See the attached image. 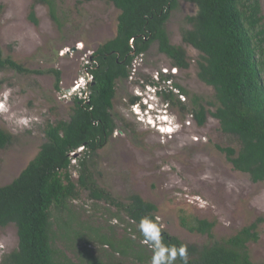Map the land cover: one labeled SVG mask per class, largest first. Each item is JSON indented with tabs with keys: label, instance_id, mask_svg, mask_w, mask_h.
<instances>
[{
	"label": "rangeland",
	"instance_id": "1",
	"mask_svg": "<svg viewBox=\"0 0 264 264\" xmlns=\"http://www.w3.org/2000/svg\"><path fill=\"white\" fill-rule=\"evenodd\" d=\"M53 1L56 19L47 4L36 0H0L3 58L11 57L35 72L0 70V102L7 109L0 111V129L13 136V143L0 150V187L11 184L38 155L46 142L44 129L48 123L70 119L74 97L78 96L77 84L84 82L81 78L91 56L117 34L120 11L112 3ZM262 5L264 14V0ZM32 9L38 25L30 20ZM197 11L191 0H179L178 10L166 26L171 43L187 51L189 70H175L154 44L145 56L134 61L129 80L117 83L113 109L117 128L106 146L93 157L92 178L99 188L125 205L134 194L156 205L157 220L163 230L187 246L201 248L214 241L182 227V218L189 224L195 220L215 222L217 241L232 237L262 219L260 240L250 243L249 251L254 263L264 264V184L253 183L248 175L235 171L218 149V146L237 149V140L223 134L219 121L211 115L204 126H198L191 116L190 98L177 95L175 90V103L180 100L187 110L182 111L178 105L168 107V127H159L157 110L149 111L143 105L149 102L160 108L165 105L163 97L156 102L144 100L142 106L131 103L135 97L146 98V80L157 81L161 75L175 77L174 83L190 95L199 96L206 103L215 102V90L197 76L200 53L182 41V29L190 28L186 17L196 15ZM51 70L60 71L59 90L56 76L49 73ZM39 71L42 74L36 73ZM207 108L215 111L209 105ZM22 119L27 122H21ZM80 156L79 150L76 158ZM73 164L76 167L71 173L77 181L78 163L73 160ZM70 209L76 231L97 229V234L113 242L137 236L129 228L132 223L124 212L117 213L115 207L91 199L89 192H82L79 199L71 202ZM80 233L92 236L96 232ZM56 234V250L74 264H88L89 257L104 264H140L96 240L68 241L58 230ZM18 242L14 224L0 228V264L18 249Z\"/></svg>",
	"mask_w": 264,
	"mask_h": 264
},
{
	"label": "trees",
	"instance_id": "2",
	"mask_svg": "<svg viewBox=\"0 0 264 264\" xmlns=\"http://www.w3.org/2000/svg\"><path fill=\"white\" fill-rule=\"evenodd\" d=\"M78 4L93 1L112 3L119 11L116 37L94 52L85 68L94 78L89 86L88 99L74 97L70 119L48 123L44 129L46 142L38 155L9 185L0 187V228L14 224L18 234V249L7 255L3 264H74L55 248L57 230L70 241L96 240L110 246L124 258L135 259L140 264H151L160 246L175 248L173 264H256L252 261L249 244L260 240L258 219L234 236L215 240V222L195 220L189 224L182 218L181 225L189 232L208 236L212 242L201 248L187 246L176 237L167 234L157 220L158 207L139 195H131L128 204L116 200L109 192L99 188L92 178L93 157L104 148L113 136L117 124L113 116L117 83L131 77L134 61L145 56L154 44L160 54L166 56L173 68L190 69L185 48L171 43L167 23L178 10L179 0H76ZM198 11L186 17L190 28L182 29V41L201 55L197 62L198 78L215 90V102L206 103L196 95H190L182 86L174 83L173 76L161 75L162 82L173 88L162 91L165 102L187 108L178 100L174 90L188 96L193 109L191 116L198 126L207 122L208 115L217 119L223 134L234 137L238 148L220 147L233 169L248 175L253 183L264 184V14L262 0H191ZM47 4L56 19L53 0H36ZM30 20L38 25L34 9ZM12 69L20 74L35 72L24 68L11 57L3 58L0 48V70ZM42 74L40 71L36 72ZM56 76L59 90L61 74ZM158 86L153 79L144 86ZM83 96L84 92H81ZM140 98H133L136 105ZM211 106L215 111L207 108ZM13 143V136L0 129V150ZM81 151V156L72 154ZM79 179H73L71 170L76 167ZM89 192L91 199L103 201L124 212L130 221L132 232L137 235L118 242L97 234L99 230L76 231L71 215V202L82 192ZM57 213L54 216V213ZM119 217V215H116ZM147 220L159 230V244L149 239L141 222ZM80 232H96L87 235ZM144 242L150 244H144ZM150 242V243H149ZM186 248L181 255L179 249ZM155 247V248H154ZM151 253V254H150ZM62 258V259H61ZM88 264H104L92 257ZM165 264H168L166 263Z\"/></svg>",
	"mask_w": 264,
	"mask_h": 264
},
{
	"label": "clouds",
	"instance_id": "3",
	"mask_svg": "<svg viewBox=\"0 0 264 264\" xmlns=\"http://www.w3.org/2000/svg\"><path fill=\"white\" fill-rule=\"evenodd\" d=\"M174 69L179 71L176 68H174ZM167 76H170V75H167ZM82 78H83L82 80H84V82H80V87H81L80 90L83 91V87H84L85 82L86 81L88 82L87 72H86V77L83 76ZM155 82L158 83L159 85L158 86H148L147 85V87H146L147 91L145 92L147 97L144 98L145 96H142L136 105L142 106V104L144 103V100L145 101H150L151 100V101H155L156 102V99L162 97L160 95V93L162 91H168V89H172L173 88L171 83L162 82L161 78L159 80L155 81ZM88 83H90V82H88ZM167 84H169V85H167ZM175 91H176L177 95H180L179 91H177V90H175ZM85 94H87V92ZM77 95H79V91L77 92ZM143 105H144V107H149V111L150 110H152V111H156L157 110L158 115H157L156 118H158L159 127H162V128L166 127V126L168 127V125H167L169 123V120H168L169 119L168 107L171 106L168 102H165L166 106L162 105L160 108H159L158 105H156V107H154V104L153 103L149 104V102H146V104L144 103ZM6 110L7 109L5 108L4 103L0 102V111H6ZM140 110L143 111V107H141ZM142 111H140V112H142ZM149 111H146V112H149ZM166 120H167V122H164ZM21 122L26 123L27 121L22 119ZM170 124H172V123H170ZM141 227H142L143 232L145 233V235L149 239H151L152 241H155V242H157V244H159V230L154 224L150 223L147 220H143L141 222ZM166 253H167L168 257H171L172 259H174L175 256H176L177 250L175 248L169 249V248L160 246L159 250L153 256V264H165V261L167 259L166 255H165ZM179 253L182 256L185 255L186 254V248L182 246L179 249Z\"/></svg>",
	"mask_w": 264,
	"mask_h": 264
},
{
	"label": "flooded vegetation",
	"instance_id": "4",
	"mask_svg": "<svg viewBox=\"0 0 264 264\" xmlns=\"http://www.w3.org/2000/svg\"><path fill=\"white\" fill-rule=\"evenodd\" d=\"M85 77H86V74H85ZM175 78V77H174ZM91 84L90 83H88L87 81L85 82V84H84V87H83V91L82 90H80L81 89V87L79 88V97H84L82 94H81V92H84V95H85V93L87 92V94L89 93L88 91H89V86H90Z\"/></svg>",
	"mask_w": 264,
	"mask_h": 264
},
{
	"label": "built area",
	"instance_id": "5",
	"mask_svg": "<svg viewBox=\"0 0 264 264\" xmlns=\"http://www.w3.org/2000/svg\"><path fill=\"white\" fill-rule=\"evenodd\" d=\"M87 78H88V82H90V83L93 82V80H94V78L92 77V75H90V74H88V73H87ZM81 79H83V78H81ZM159 79H160V78L158 77L157 80H159ZM79 88H80V82L77 84V89H79ZM78 91H79V90H78ZM78 91H77V92H78ZM77 92H76V93H77ZM84 97L86 98V100L88 99L87 94H85Z\"/></svg>",
	"mask_w": 264,
	"mask_h": 264
},
{
	"label": "water",
	"instance_id": "6",
	"mask_svg": "<svg viewBox=\"0 0 264 264\" xmlns=\"http://www.w3.org/2000/svg\"><path fill=\"white\" fill-rule=\"evenodd\" d=\"M77 152H78V151H77ZM77 152L74 153V154H72V157H73V158H76Z\"/></svg>",
	"mask_w": 264,
	"mask_h": 264
}]
</instances>
